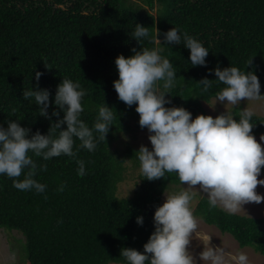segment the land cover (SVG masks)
<instances>
[{
    "label": "trees",
    "instance_id": "1",
    "mask_svg": "<svg viewBox=\"0 0 264 264\" xmlns=\"http://www.w3.org/2000/svg\"><path fill=\"white\" fill-rule=\"evenodd\" d=\"M137 23L148 27L150 36L156 29L163 33L176 27L209 51L206 67H193L183 41L165 45L159 37L164 46L160 54L176 73L166 95L172 104L166 107H184L193 117L204 114L203 104L224 85L213 82L202 91L196 82L205 76L216 80L208 70L217 66L255 71L264 94V0H0V125L17 120L31 129L30 135L37 130L48 133L57 117L40 116L34 98H23V90L37 84L36 71L43 73L39 87L50 92L49 114L59 111L52 101L56 86L66 77L85 90L80 118L90 128L103 103L114 115L106 140L92 152L79 148L74 138L75 157L45 161L29 153L37 164L33 178L47 186L44 193L13 187V179L22 180L27 169L16 178L0 175V229L23 235L29 264H125L121 249L143 251L154 231L155 208L172 185H181L174 172L151 181L140 173L142 183L132 196L117 194L129 163L139 169L138 150L124 143V136L133 124L146 128L138 124L136 105L118 99L114 60L120 54L133 55V48L160 47L131 36ZM240 110L233 109L235 119ZM251 123L255 137L264 133L263 116L253 114ZM77 160L84 161L83 176L77 174ZM195 214L231 234L240 247H253L264 255L263 218L230 214L210 206L206 197L199 200ZM137 216L143 217L142 226Z\"/></svg>",
    "mask_w": 264,
    "mask_h": 264
},
{
    "label": "clouds",
    "instance_id": "2",
    "mask_svg": "<svg viewBox=\"0 0 264 264\" xmlns=\"http://www.w3.org/2000/svg\"><path fill=\"white\" fill-rule=\"evenodd\" d=\"M131 36L137 42L144 38L160 45L139 51L133 48V55L120 54L114 60L118 79L113 81V87L118 99L127 106L136 105L138 124L149 133L151 150L142 144L136 152L139 170L149 181L174 172L182 187L164 194V202L155 208L154 231L143 244V251L122 248L120 256L125 264H197L189 250L195 236L203 245L198 253L200 262L249 264L243 250L232 253L222 246H213L212 236L198 231L202 218L194 215L191 202L198 192L207 198L210 206L234 214L246 204L264 201V195L256 191L258 185L264 186V178L258 179L264 167V148L252 134L253 112L245 107L240 110L239 119L227 111L215 117L198 114L193 118L184 107H166L172 104L166 95L174 86L176 73L170 60L160 54L164 46L159 37L162 36L165 45H180L183 41L193 67H206L209 51L202 42L187 32L180 33L176 27L163 33L156 29V35L150 36L149 28L137 23ZM251 63L252 60L248 65ZM208 71L217 79L209 80L205 76L196 83L202 91H207L213 82L222 83L224 87L215 94L216 103L236 106L241 100L264 99L255 71L246 72L236 66H217ZM42 75L35 72L37 84L24 89L23 98H34L40 116L49 120L57 117L48 133L37 130L30 135L31 129L22 127L17 120L6 121L7 127L0 125V175L16 178L27 169L22 180L13 179V187L36 193H44L47 186L33 178L37 164L29 153L45 161L61 155L75 157L74 138L80 141L79 148L92 152L99 141L106 140L114 118L112 108L103 103L98 106L90 128L80 118L85 90L66 77L56 86L52 101L59 111L49 114L50 92L38 83ZM61 112L63 117L59 118ZM259 139L264 142V134ZM77 164V174L85 175L84 161L77 160ZM40 167L46 169L47 165ZM136 223L142 226L143 217L137 216Z\"/></svg>",
    "mask_w": 264,
    "mask_h": 264
},
{
    "label": "rangeland",
    "instance_id": "3",
    "mask_svg": "<svg viewBox=\"0 0 264 264\" xmlns=\"http://www.w3.org/2000/svg\"><path fill=\"white\" fill-rule=\"evenodd\" d=\"M203 105L205 110L204 115H211L213 117L219 115L224 111L230 112L233 115L234 108L243 109L245 107L252 111L254 115L264 117V99H256L249 101L241 100L240 104L232 106L223 105L219 102L216 103L214 98L211 100L210 103H204ZM132 127L133 130L131 132L126 133L123 142L129 143L131 147L137 150L142 144L149 147V149L151 150V144L147 138L149 135L147 129L140 130L136 127L135 124H133ZM261 135H258L255 138L258 143H261L262 148H264V142L260 141L259 139ZM115 148L118 147L115 146ZM123 148H126V146L124 145ZM140 173L141 172L138 168H135L133 164L129 163V168L125 172V179L118 185L117 194L119 197H127L128 193V196H132L135 193L138 184L142 183L141 178L139 177ZM262 178H264V170H261V174L260 176H258V179ZM181 187L182 185H172L169 192L165 193V195L171 192L179 191L181 190ZM195 187L198 188V186ZM256 191L264 195V186L258 185ZM203 197L205 196L197 192L191 202V207L193 208L195 216H197L195 214L196 206L199 200ZM164 198L165 196H163V202ZM236 213L264 219V201L259 204H256L254 202L246 204L243 206V210L238 211ZM197 217L201 218L199 216ZM198 231L203 234L212 236L210 243L213 246H222L226 248L227 251L232 253H235L238 250H243L248 255L249 264H264V255L257 253L253 247H240L237 240L231 234H223L217 227L207 224L203 219H201ZM23 241L24 237L21 233L10 229H0V264H29L27 250L25 249V244L23 245ZM201 243V239L199 237L194 236L189 246V250L196 258L197 264H206V262H200L198 257V253L202 251L203 248V245Z\"/></svg>",
    "mask_w": 264,
    "mask_h": 264
}]
</instances>
